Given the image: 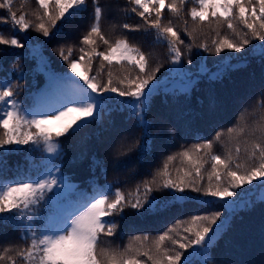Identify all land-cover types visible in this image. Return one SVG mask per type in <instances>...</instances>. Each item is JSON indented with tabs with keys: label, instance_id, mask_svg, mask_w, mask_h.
Returning <instances> with one entry per match:
<instances>
[{
	"label": "snow or ice",
	"instance_id": "obj_1",
	"mask_svg": "<svg viewBox=\"0 0 264 264\" xmlns=\"http://www.w3.org/2000/svg\"><path fill=\"white\" fill-rule=\"evenodd\" d=\"M195 2L199 7H193L190 11L193 26L191 30L184 28L185 34L193 42L185 44L171 21L162 23L164 9L180 16L185 0H131V3L142 9L138 15L144 18L149 28L156 31L157 42L167 43L168 62L172 65L169 71L185 81V92L194 81L191 79L192 71L184 68L180 45H184L188 52L197 46L205 52L214 51L218 55L225 50L241 53L256 40L261 42L258 47L264 57V0ZM35 3L38 5L35 11L17 17L13 0L0 2V9L8 12V17L0 22L6 23L10 19L12 24L10 37L0 32V46H6V49L25 48L24 40L30 37H21L20 34H27L31 29L49 38L53 30H61L57 27L58 22L70 23L88 10V0H35ZM93 3V23L80 40L82 46L79 48V57L73 58L71 47L67 53L63 46L54 49L67 65L66 69L53 71L43 54L33 50L39 55L41 66L38 71L45 74L46 82L31 106H22L17 99L22 87L19 83L0 79V149L12 152L22 150L21 146L24 145L43 144L49 154L45 159L50 164V167L46 165L35 176L18 175L15 180L0 178V223L24 227L22 239L30 241L26 247H4L0 252V262L17 264L19 258L22 264H146L141 259L146 257L150 264H194L193 257L199 256L203 258V264H211L209 257L212 246L237 210L248 206V197L253 190H260V198L264 200V97L256 101L251 114L259 111L260 115L251 125L247 120L249 110L245 107L231 127L217 131L212 140H205L177 154L188 162L189 167L177 169L173 177L169 164L165 162L151 181H143L142 196L139 185L135 194L127 195L119 188L113 192L111 185L102 188L92 186L91 192L81 188L61 171L53 159L61 155L59 138L75 134L90 122H95L112 99L110 94H115L130 98L121 100L120 107L130 110V115L137 120L136 126L145 129V140L138 146L146 153L150 148V134L147 132L150 122L146 113L151 109L153 95L161 87L156 74L163 67L162 63L150 67L148 56L126 38H117L114 42L106 38L100 26L102 8L99 0H93ZM132 11L136 12L137 8L133 7ZM152 12L155 18L149 20L145 13ZM29 15L34 19H30ZM233 21H237L246 31L238 29ZM213 22L217 38L211 41V47L208 43L196 45L194 34L203 24L212 25ZM225 25L231 36L222 35L219 31ZM123 28L129 29L130 26L124 24ZM99 42L106 46L105 50H97ZM256 47L253 46V50ZM97 58L101 68L105 66L104 62L109 66L107 82L98 80V70L96 75L90 74L93 61ZM113 62L121 67H125L123 62H126L128 68L138 69V72L135 76L127 72L114 77L111 70ZM186 63L192 64L191 58ZM207 72L208 69L203 65L198 69L200 74ZM222 74L223 70H219L210 79ZM225 135L229 142L236 141L235 152L227 148L223 156L214 154V141L220 142ZM245 135L248 137L243 141L245 157L241 160L239 138ZM136 146L129 144L126 146L127 152L117 150L116 154L125 156ZM174 159L175 155L167 157V161ZM209 161L210 170H207L205 165ZM254 181H257L255 185ZM153 185H156L157 190H169L174 202L199 200L203 206L215 204L217 210L192 215L187 221H178V224L187 225L182 229L183 235L178 228H171L156 237L151 247L145 244L149 236L143 235L134 237L133 241L137 243L129 242L123 249L119 246L101 248V237L113 236L117 228L115 222L106 218L122 215L126 208L140 212L151 211L156 207L154 198L150 199ZM244 185L253 187L245 189ZM41 205L45 214L36 220V209ZM34 224H39V228H34ZM166 242L171 246H166ZM188 249L192 251L186 256L185 251ZM13 251L15 256L10 255Z\"/></svg>",
	"mask_w": 264,
	"mask_h": 264
},
{
	"label": "trees",
	"instance_id": "obj_2",
	"mask_svg": "<svg viewBox=\"0 0 264 264\" xmlns=\"http://www.w3.org/2000/svg\"><path fill=\"white\" fill-rule=\"evenodd\" d=\"M99 5L102 8L101 31L106 38L113 42L117 38H126L130 44L136 45L148 56L150 67H155L157 63L163 64L156 74L161 87L153 95L151 109L146 113V118L150 122L147 129L150 134L148 137L150 148L146 153L138 146L145 140L143 134L145 129L136 126L137 120L130 115V110L120 107L121 100L130 98L118 97L115 94H110L112 99L105 105L102 114L96 117L95 122H90L87 127L75 134L59 138L62 145L61 155L53 159L61 171L71 177L74 184L89 192L92 186L102 188L111 185L113 192L119 188L125 195L135 194L139 185L142 196L143 181H151L165 162L169 164V171L173 177L176 176L177 169L189 167L188 162L177 154L195 144L212 140L217 131L231 127L245 107L249 110L247 120L250 125L259 118V111L254 115L251 113L256 101L264 97V57L261 56L258 47L260 41L253 40L241 53L225 50L218 55L214 51L205 52L197 46L188 52L184 45H180L184 68L192 71L191 79L194 81L185 92V81L176 73L169 71L172 65L168 62L167 43L157 42L156 31L149 28L144 18L138 15L142 9L131 3V0H99ZM94 6L93 0H88L86 12L70 23L58 22L57 27L61 30H53V35L49 38H44L30 29L27 34H20L21 37L25 35L30 37L24 40L25 48L6 49V46H0V79H8L11 83H19L22 86L17 97L22 106H31L46 82L45 74L38 71L39 55L33 50H39L43 54L53 71L66 69L67 65L60 60L54 49L63 46L67 53V49L71 47L73 58L79 57V48L82 46L80 40L93 23ZM133 7L137 8L136 12L132 11ZM149 7L151 9L152 5ZM193 7H199L195 0H185L180 16L171 14L167 9H164L162 15V23L167 24L171 21L185 44L193 42L184 32L185 27L191 30L193 26L190 16ZM37 8L35 0H13V10L17 12V17L24 13L30 14ZM145 16L151 20L155 18V13H145ZM6 17L7 10L0 9V20ZM29 18L34 19L31 15ZM233 23L237 24L238 29L246 31L237 21ZM124 24H128L130 28H123ZM214 27L215 22L212 25L203 24L194 34L195 44L208 43L211 47V41L217 38L213 31ZM219 31L222 35H232L226 25L220 27ZM0 32L6 37L12 35L10 19L6 23L0 22ZM253 46H257L255 50ZM105 49L106 46L99 42L97 50ZM188 58H191L192 64L186 63ZM123 63L125 67L113 62L111 70L114 77L123 76L127 72L135 76L138 69L128 68L126 62ZM104 65L101 68L99 58L95 59L90 73L96 75L98 70V80L101 82H107L109 71L107 62H104ZM202 65L208 69L207 73H198ZM219 70H223V74L216 79H210V76ZM247 138V135L239 138L241 160L245 157L243 141ZM129 144L137 146L125 156L116 154L117 150L127 152L126 146ZM235 146L236 141L229 142L225 135L221 137L220 142L214 141L212 151L223 156L227 148H232L234 153ZM21 149L12 152L0 149V178L15 180L18 175L35 176L46 165L50 167L45 159L49 154L46 153L43 144L24 145ZM169 155H175L176 159L167 161ZM210 164L211 161L205 165V169L210 170ZM256 183L257 181L253 182L254 185ZM252 187L244 185L245 189ZM259 193L260 190L254 189L248 197L250 200L248 206L239 208L230 218L229 224L210 250L211 264H264V200L258 197ZM151 198H154L153 202L156 205L151 211L137 212L126 208L122 215L106 218L115 222L117 228L113 236L101 237L100 247L119 246L123 249L129 242L137 243L133 241L134 237L143 235L149 236L145 244L151 247L156 237L171 228H178L183 235L182 229L187 225L178 224V221H187L192 215L217 210L215 204L203 206L199 200L174 202L169 190H157L156 185H153ZM44 214L43 205L38 206L36 220ZM34 228L38 229L39 224H34ZM24 231V227H16L12 223H0V252L9 246L26 247L30 241L22 239ZM166 246L171 245L166 242ZM190 250L185 251V255ZM10 255L15 256V252ZM141 259L150 264L146 257ZM193 261L194 264H203L200 257H194ZM0 264L8 262L3 261ZM17 264H22L19 258Z\"/></svg>",
	"mask_w": 264,
	"mask_h": 264
},
{
	"label": "rangeland",
	"instance_id": "obj_3",
	"mask_svg": "<svg viewBox=\"0 0 264 264\" xmlns=\"http://www.w3.org/2000/svg\"><path fill=\"white\" fill-rule=\"evenodd\" d=\"M41 66V65H40ZM258 197L260 198L261 197V191H260V193H259V195H258ZM192 250H190L188 253H187V255L191 252ZM186 255V256H187ZM195 257H199V256H195ZM194 258V257H193ZM202 260H203V258L202 257H200Z\"/></svg>",
	"mask_w": 264,
	"mask_h": 264
}]
</instances>
